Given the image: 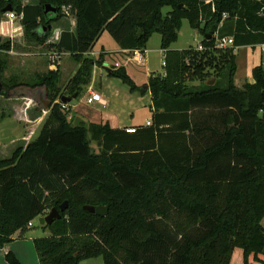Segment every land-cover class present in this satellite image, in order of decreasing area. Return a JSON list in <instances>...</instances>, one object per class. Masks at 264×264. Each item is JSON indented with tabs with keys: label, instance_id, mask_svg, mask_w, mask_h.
Wrapping results in <instances>:
<instances>
[{
	"label": "trees",
	"instance_id": "16d2710c",
	"mask_svg": "<svg viewBox=\"0 0 264 264\" xmlns=\"http://www.w3.org/2000/svg\"><path fill=\"white\" fill-rule=\"evenodd\" d=\"M37 1L0 0V24L10 4L26 34L44 40L70 5L76 29L62 31L56 46L79 66L65 94L52 93L58 71L0 88L6 98L50 101L37 138L0 158V248L67 202L60 219L44 224L50 234L33 238L40 264H79L99 255L104 264H264V68H253L254 83L243 91L234 81V49L264 43V0ZM47 4L58 12L45 15ZM184 20L204 36L206 49L217 48V35L234 39L213 85L201 77L199 87L189 86L181 68L189 49L168 50ZM105 30L126 50H145L160 33L167 50L166 76L143 87L125 67L108 73L133 92L152 94V124L133 133L70 120L61 107V97H78L94 65L102 64L104 53H86ZM10 45L8 39L0 48ZM84 205L107 206L108 213ZM6 260L22 264L13 252Z\"/></svg>",
	"mask_w": 264,
	"mask_h": 264
},
{
	"label": "rangeland",
	"instance_id": "374dc122",
	"mask_svg": "<svg viewBox=\"0 0 264 264\" xmlns=\"http://www.w3.org/2000/svg\"><path fill=\"white\" fill-rule=\"evenodd\" d=\"M37 2V0H21L22 4ZM64 7L67 9L65 11L62 10L58 23L52 24V30L46 35L44 40H39L35 35L26 34L22 23L19 22V19L14 25L15 36L13 39L0 37V45L4 41H8V39L11 43L10 48L8 49L0 48V67L3 69V75L0 77V88L7 84H13L14 82H39L41 78L44 75H47L50 71H58V79L52 93L57 95L66 93V85L70 79V74L74 72L78 66V60L71 54H64L56 46V31L58 26H63L64 29H76V12L72 10L70 5H66ZM168 10L169 7H165L163 9L164 13ZM180 34L181 36L178 45L183 48L189 47L191 44H195L201 37L199 31L190 27L187 20L183 21ZM203 38L204 36L202 35V39ZM101 45H104L106 49H115L118 44L111 34L105 30L101 34V37L96 43L93 51H98L101 48ZM231 48L232 46L216 49H206L202 47V49H200L199 45L198 47L190 46L187 48L189 50L184 55L183 64L181 66L186 83L189 86L199 87L201 85V77L206 80L215 77L216 80L219 81L221 77L218 71L221 68V64L226 61L227 53ZM52 51H58L61 53V62L57 65L53 64V62L49 59V53ZM248 53L255 54L256 57L261 60L259 63L264 68V50L261 49L260 45H256L254 47H242L239 49L236 61V65L239 66V70L238 74L236 70L234 77L235 85L239 91L245 90L247 85L254 83V78L253 80H250L251 82H248V80L243 77L244 74H246L242 70L243 66L244 64L247 65V60L250 58V56L248 57ZM162 54L163 53L160 52V34H154L148 43L145 65H138L137 67L145 69L144 71L148 69L150 71H155L156 73L157 71L163 70L160 72V76H166L167 64L162 66V60L166 61V55L162 56ZM87 56L94 58L90 52ZM110 63H114L113 59L110 60ZM97 64L98 66H101V64ZM249 64L251 65V62H249ZM156 76L158 75L154 73L150 78H154ZM94 78L97 82L96 89L103 94L116 95L114 90L120 88V86H117L116 84H111L110 89H108L106 84L108 74L107 69L104 67H98L95 69ZM113 81H117L116 83L122 82L121 80ZM100 85L102 86L100 87ZM120 85L123 87L125 86V89H127V91L122 89L120 90V94L126 100V103L129 105H131V103H135L133 106L138 109L132 119V122H143L145 118L150 115L149 102L151 97L149 90L141 93V95L144 96V100H137L138 94L132 97L133 100H131L129 95H131L133 91L130 93L129 86L125 83H121ZM141 86L143 87V85ZM86 88L87 87L83 89L78 97L71 101L72 109L68 114V117L69 115L72 116L70 120H74L76 118L86 121L88 112H91L93 107L97 105V103L92 105L86 102ZM37 113L40 115L45 114L46 117L49 114V110L44 109L43 104L38 99L30 96H15L12 98H6L0 95V117L2 116L3 118H6L5 123L0 127V144L4 142L9 145L13 136H20L24 132L23 126L25 125L23 123H26V126L29 125L30 131H37L40 124L38 126H34L36 121L33 120L37 116ZM12 116H15L16 120ZM83 117L85 119H83ZM12 153L14 152H0V156L8 157ZM44 226L45 225L40 224V217H37V219L34 220V225L27 232L29 234L28 236L32 239L37 236L49 235L50 229L47 226ZM79 264H104V260L103 256L99 255L94 258L84 259Z\"/></svg>",
	"mask_w": 264,
	"mask_h": 264
},
{
	"label": "crops",
	"instance_id": "0c3cea01",
	"mask_svg": "<svg viewBox=\"0 0 264 264\" xmlns=\"http://www.w3.org/2000/svg\"><path fill=\"white\" fill-rule=\"evenodd\" d=\"M64 30H66V29H64L63 26H60V27L58 26L57 32L60 34ZM70 30L74 31L75 28L74 29L72 28ZM180 32H181V30L179 31L178 40L176 42L172 43L170 45V47L168 48V50L181 51V50L189 48L190 46H195V47L196 46L198 47V45L200 46V43L202 41V35L201 34H200L201 37L196 41L195 44H191V45H189V47H186V48L179 46L178 42H179L180 36H181ZM154 34H160V33H154ZM154 34L151 36V38L154 36ZM99 39H98V41H99ZM56 41L58 42V39ZM161 41H162V36L160 34V52H162L163 53L162 56H164L166 54L167 50L162 48ZM96 43H95V45H96ZM148 43H149V41H148ZM148 43H147L146 49L144 50L145 56L147 55V52H148ZM254 46H256V45H254ZM254 46L248 45V46H240V47L236 48V50H235L236 61H237L239 49H241L242 47H254ZM92 52H94V51L92 50ZM63 53L64 54H70L67 52H63ZM95 53L97 55L104 53L105 54L104 58L106 59L105 61L110 62V60L113 59V61L125 63V61H126L125 58H126V54L128 53V50L121 48L119 46V44L117 45V47L115 49H106L104 45H101V48L98 51H96ZM249 56H250V58H249L250 60L249 59L247 60V65L244 64L242 70L246 73V74H244L243 77L246 78L248 80V82H251L250 80L251 79L253 80L252 70L254 67L260 65L259 62L261 60H259L255 54L248 53V57ZM249 62H251V65L249 64ZM78 66H79V63H78ZM78 66L76 67L74 72H72L70 74V78L74 75ZM137 66L138 65L132 61L128 65L125 66V69H126L127 73L130 75V77L134 80V82L138 86L147 84L149 81V78L154 73L156 75L160 76V72L163 71V70H160V71H157V73L155 71H150L148 69L146 71H144L145 69H142V68L137 67ZM162 66H163V60H162ZM98 67H101V66H98L96 64L94 65L91 82L86 88V91H87L86 93L88 95V89L92 88L94 91L101 94L102 101L92 103V105L95 103H97V105L95 107H93L91 112H88V116L86 117V121L88 123H97V124L109 123L113 129H125V130H127L130 127L146 126L148 121L152 122L153 114L155 113L156 110H155L154 105H153V98H152V94H151L150 90H149L150 97H151L150 102H149L150 115L147 116L145 118V120L141 123H133L132 119L135 116L138 109L133 106V104H135V103H131V105H132L131 106L128 103H126V100L121 96V94H120L121 89L124 91H127V89H125L126 88L125 86L123 87L122 85H120L121 83H124V82L119 78L111 77L108 75V79L106 81L108 89H110L111 84H116L117 86H120V88L114 90L116 95H107V94H103L102 92H99V90L96 89L97 82H96V79L94 78L95 69H97ZM238 70H239V66L237 67V74H238ZM108 73H109V70H107V74ZM99 79H100V77H99ZM113 80H119V81L121 80L122 82L116 83L117 81H113ZM101 86L102 85H100V87ZM129 90H130V88H129ZM131 92L132 91L130 90V93ZM132 93H131V95H129L131 100H133L132 97L136 96V94H138L137 100L138 99L144 100V96L141 95V92L135 91ZM13 97H15V96H13ZM126 97H128V96H126ZM10 98H12V97H10ZM68 106H69V109L71 111V109H72L71 102L68 103ZM12 117L15 119V116H12ZM45 119H46L45 114L40 115L37 113V116L33 119L36 121V124L34 126H38L39 124L40 125H39L38 130L35 132H34V130L30 131L29 125L26 126V123H23L25 125V126H23L24 132L20 136H17V137L13 136V139L10 140L9 145L7 143H4V142L1 143L0 144V152H14L17 148L24 147V146L28 145L30 142L34 141L37 138ZM83 119H85V118L83 117ZM5 121H6V118H3L1 116L0 117V127L2 126V124L5 123ZM91 147L96 152H98L99 149H98V146H97L95 141L91 142ZM12 154L9 155L8 157H1L0 156V158H2V159L10 158L12 156ZM32 222L34 225V220ZM28 235H29L28 233H26L24 235H19V233H15L13 236L14 237L13 241H11L10 243H8L5 246L0 248V264H9V262L6 260V254L9 252H13L16 255V257L21 261L22 264H40L34 243H32L34 237L31 239V237H29Z\"/></svg>",
	"mask_w": 264,
	"mask_h": 264
},
{
	"label": "built area",
	"instance_id": "2783aa9c",
	"mask_svg": "<svg viewBox=\"0 0 264 264\" xmlns=\"http://www.w3.org/2000/svg\"><path fill=\"white\" fill-rule=\"evenodd\" d=\"M66 9H67L66 7L62 8V10L64 11ZM18 19H19V22H21L22 15H18L14 11L5 12V16L3 17L1 24H0V36L13 39L15 36L14 35V25L16 24ZM56 33H57L56 40L58 39L59 41L61 33L59 34L57 31ZM233 44H234V39L231 36H225V37H219L218 35L216 36V47L217 48H226L228 46H233ZM199 47L200 49H202L203 46L200 45ZM260 47L262 50H264V43L260 44ZM90 54H92L94 58H97L100 56L92 51H90ZM49 59L53 62V64L57 65L61 62V53L58 51H52L49 53ZM105 60L106 59L104 58V60L102 61L101 67H104L105 69L111 71V70L118 69L120 67H125L132 61L135 62L139 66L140 65L143 66L146 63V56L144 54V50L136 48V49L128 50V53L126 54V58H125L126 60L125 63L118 62V61H114V63H110ZM165 64L166 62L165 60H163V65ZM101 101H102L101 94L94 91L92 88H89L88 95H86V102L88 104H92L94 102H101ZM61 107L65 111H70L68 103L62 102ZM68 118L71 119L72 116L69 115ZM151 124L152 122L148 121L146 126H150ZM135 130H136L135 127H130L127 129V131L131 133L135 132ZM29 225L32 226L33 222H30Z\"/></svg>",
	"mask_w": 264,
	"mask_h": 264
},
{
	"label": "water",
	"instance_id": "95a60500",
	"mask_svg": "<svg viewBox=\"0 0 264 264\" xmlns=\"http://www.w3.org/2000/svg\"><path fill=\"white\" fill-rule=\"evenodd\" d=\"M4 12H9L12 11V6L10 4L6 5L5 8L3 9ZM58 12V8L51 5V4H47L46 8H45V15L49 14V13H57ZM216 79L215 78H211L210 80H208V84L209 85H213L215 83ZM77 97V94H74L73 96H67L64 95L61 97V101L65 102V103H70L73 99H75ZM44 109L48 110L50 107V101L46 100V99H42L41 100ZM262 117V115H261ZM68 206V203L65 202L64 204H62L59 208H52L49 213L45 216L40 217V224L44 225H51L56 219H60L61 218V212H63ZM86 211H89L91 213H97L99 215H106L108 213V207L107 206H93V205H84L83 207Z\"/></svg>",
	"mask_w": 264,
	"mask_h": 264
}]
</instances>
